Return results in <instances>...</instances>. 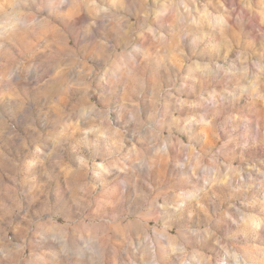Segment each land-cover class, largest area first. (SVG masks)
Masks as SVG:
<instances>
[{"label":"clouds","instance_id":"9594fccd","mask_svg":"<svg viewBox=\"0 0 264 264\" xmlns=\"http://www.w3.org/2000/svg\"><path fill=\"white\" fill-rule=\"evenodd\" d=\"M0 264H264V0H0Z\"/></svg>","mask_w":264,"mask_h":264}]
</instances>
